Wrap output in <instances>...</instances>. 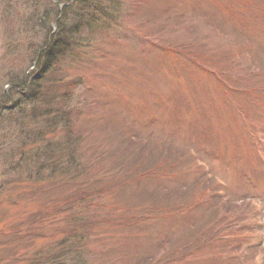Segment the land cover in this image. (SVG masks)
I'll list each match as a JSON object with an SVG mask.
<instances>
[{"label": "rangeland", "instance_id": "374dc122", "mask_svg": "<svg viewBox=\"0 0 264 264\" xmlns=\"http://www.w3.org/2000/svg\"><path fill=\"white\" fill-rule=\"evenodd\" d=\"M57 1L0 0V102L19 101L0 110V264H264V108L243 96L247 76L264 93L259 7L240 24L239 0H89L60 30ZM61 31L73 53L36 79ZM213 74L242 88L225 100ZM40 79L35 106L13 94ZM34 147L47 155L25 160ZM210 147L214 181L246 207L206 198L191 149ZM92 173L106 180L79 188Z\"/></svg>", "mask_w": 264, "mask_h": 264}, {"label": "trees", "instance_id": "16d2710c", "mask_svg": "<svg viewBox=\"0 0 264 264\" xmlns=\"http://www.w3.org/2000/svg\"><path fill=\"white\" fill-rule=\"evenodd\" d=\"M57 1V0H56ZM89 2V0H58L55 4V8L57 9V14H56V18L58 20L57 24L60 26V30H63V28L65 27V22L67 21L66 17L71 15L73 12L74 7L78 6V7H83L85 9H88L89 7L85 6L87 5ZM110 2L113 4V6H115L117 9L119 8L118 6V2H116V0H110ZM64 5V11H61V6ZM250 1L247 0L245 5L243 4L241 9H246V11H248L250 9ZM98 11L99 14L101 13L102 15H104L107 19H111L112 21L116 20L114 19V16L109 13L106 8H102V7H95ZM100 14V15H101ZM114 19V20H113ZM52 29L50 30V33L52 35ZM64 35V36H63ZM76 42L73 40V38H70L68 36V34L64 31H61V34L57 35L56 37L54 36L53 41H51V39L47 42L45 48L42 50L43 52H45L43 54L42 52V57L41 60H43V58H45V62L43 63V67L44 70L40 72V74L44 75L45 78V73L51 71L54 69V67L59 64L61 62V60L63 58H65V56L69 55V53H73L74 51V47H75ZM42 63V61H41ZM35 71V70H34ZM33 75L36 73L32 72ZM219 81H223L221 78L218 77ZM38 83V84H37ZM42 83V79H40V81H33L31 84L28 83V81L25 82L24 86L22 85L21 88L18 85H14L15 87V92L13 94H20V96L22 97L23 101L22 103H26L28 102V104L35 106L34 103L35 101L39 98V95H41L42 92H40V88L39 86H41ZM224 82L221 83V85L223 86ZM227 84V82H226ZM37 85V87H36ZM227 87V85L225 86L224 84V88ZM252 89L248 90V92L244 91V94H251L252 92L254 93L255 91V87L251 86ZM38 88V89H37ZM17 92V93H16ZM230 92V90L228 91ZM28 93L30 94V96L28 95ZM29 96V97H28ZM15 97V96H14ZM246 97L251 98L249 96L246 95ZM14 99V98H13ZM12 98H10L9 96L6 97V99L3 102H0V110H2L4 107V105H8V103H15V101L17 102L18 100H13ZM19 102V101H18ZM49 103V102H48ZM16 104V103H15ZM15 104L13 106H15ZM20 104H18L19 106ZM68 125V122H67ZM66 125V126H67ZM68 134V138H70L71 136ZM139 137V136H138ZM137 137V138H138ZM26 138H29L28 136ZM142 139L140 138L138 142H141ZM147 144H143V148L146 146ZM34 151H31L29 153V156H27V158L25 160H29V157L37 155L41 150L35 147L33 148ZM76 152V151H74ZM77 153V152H76ZM76 153H73L71 156V160L74 159ZM25 152L22 154V156L24 157ZM39 155H47L44 152L41 151V153ZM51 155V154H50ZM49 156V155H48ZM47 157V156H45ZM28 162V161H25ZM97 172V171H96ZM105 174V173H104ZM95 174L92 173V177L90 178L91 182L90 183H85L83 186H79V188H89V187H93L94 185H96L97 183H99V185H101V183L104 182V180H106L105 178L101 179L100 182H95V179H98L95 176ZM103 175V174H102ZM72 184V183H70ZM68 186H65V188H67ZM102 187V186H101ZM94 190V189H93ZM61 192V191H60ZM65 192V191H63ZM93 192V191H92ZM103 190L101 191H94V194H96L97 196L101 197ZM61 194V193H57ZM72 196L68 197L69 200L71 199ZM77 197V195H76ZM66 199V198H65ZM64 199V200H65ZM63 200V201H64ZM74 200V198L72 199ZM63 203V202H62ZM68 203V202H67ZM71 204V202H70ZM62 205V204H61ZM61 212V211H60ZM63 213V212H62ZM60 215V214H59ZM51 218V217H50ZM53 218H56V216H54ZM35 221H37V218L35 219ZM82 224H79L77 226V228L79 229H83V227H87L88 224H85L84 221H81ZM47 259H51V258H47ZM55 261L52 263V259L51 261H49V264H59L61 259L57 256L53 258ZM73 264H86V262H82V260H80V258H78V260L73 263Z\"/></svg>", "mask_w": 264, "mask_h": 264}]
</instances>
